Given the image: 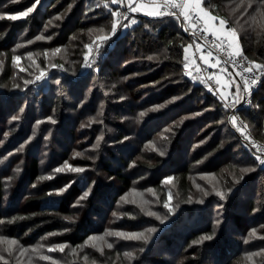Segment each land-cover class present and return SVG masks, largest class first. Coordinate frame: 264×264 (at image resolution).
Masks as SVG:
<instances>
[{"label": "trees", "instance_id": "trees-1", "mask_svg": "<svg viewBox=\"0 0 264 264\" xmlns=\"http://www.w3.org/2000/svg\"><path fill=\"white\" fill-rule=\"evenodd\" d=\"M210 2L206 0V4ZM33 3L37 0H0V10L7 14L20 12ZM103 5L104 0H39L25 18L13 21L7 18L8 15L0 19V56L6 55L0 73V160L6 161L4 157L10 151L32 138L21 156L18 153L0 166V220L4 221L0 223V237L33 247L36 242L80 247L91 234L107 227L113 205L125 189L132 187L135 177L149 175L152 187L165 199L161 178L173 175L181 205L168 222L162 223L140 212L123 216V221L117 223L118 227L134 230L157 229L147 245L140 244L145 250L137 252V264H247L242 262L244 235L253 228L264 235V167L257 164L253 150L225 120L227 111L219 98L185 74L184 49L190 46V40L183 33L179 20L134 16L135 24L123 28L121 34L101 47V56L94 61L91 71L83 74L87 52V44H83L82 49L74 50L76 62L72 65L56 60L58 66L66 68L68 75L55 70L48 87H37L33 83L27 87H13L12 47L19 39L40 33L54 20V15H59L55 43L89 29H104L102 32L105 33L111 30L113 18ZM109 7L117 11L111 0ZM220 7V0H214V11ZM254 33L241 36L240 46L251 60L264 63V31ZM111 42L113 46H109ZM150 56L154 59L149 60ZM46 68L44 64L43 69ZM73 76L77 83L73 82ZM87 95L89 102L72 107L73 99L81 105ZM172 96H181V99L154 110L155 105L171 100ZM101 100L104 113L100 114L101 121L96 122L101 126H95L99 124L93 121L103 109L100 108ZM21 108L25 110L21 114V127L6 131L4 123ZM47 113L52 114L55 127L67 141L66 152L71 150L70 147L92 144L103 129L105 141L98 149V158L75 156L73 160L76 165L89 166V170L75 176L62 173L50 179H38L45 176L44 172L53 162L45 164L49 151L44 144L46 133H36L35 128L36 122ZM196 113L199 115H194ZM241 114L252 127L254 136L263 141L264 83L255 92L251 106L243 109ZM81 123L85 127L77 130H82L81 136L86 140L78 141V132L74 128ZM158 133L165 135L166 155L160 156L158 150L142 155L141 146ZM125 136L129 139L124 140ZM202 139L206 142L193 149L194 142ZM68 142L74 144L69 147ZM233 164L251 166L254 171L235 177L230 173L223 174L227 190L224 197L190 203L194 172H215ZM17 167L19 172H16ZM8 176L13 179L7 181ZM94 176L99 182L92 185L90 197L75 205L78 197L95 181ZM102 177L110 181L105 182ZM66 184L69 187L62 194L49 195ZM230 188L232 190L228 191ZM217 205L223 216L218 236L188 248L193 241L213 236L219 217ZM13 216L18 219L11 220ZM65 216L74 219L65 220ZM100 261L102 263L98 264H124L114 258L111 249L103 252ZM66 263L90 264L71 258H67ZM6 264L16 263L6 258Z\"/></svg>", "mask_w": 264, "mask_h": 264}, {"label": "rangeland", "instance_id": "rangeland-1", "mask_svg": "<svg viewBox=\"0 0 264 264\" xmlns=\"http://www.w3.org/2000/svg\"><path fill=\"white\" fill-rule=\"evenodd\" d=\"M213 2L214 0H211L210 4H206V0H201V7L204 9L205 13L210 15V17L223 18L228 21V23L225 24L222 29L221 27L217 26L219 24V21L217 19H212L211 25L215 29H219L221 32H223L224 35L220 37L227 38L229 42L233 44L234 47L237 45L240 46L241 36H248L249 33L251 34L254 32H256L254 34H259L260 31H264V8L261 9L260 13L255 12V8L261 7L260 0H252L253 7L248 8L247 11H245V8L247 6V0H220L221 7L219 10H216V11H214L213 9ZM144 5H145V10L147 12L151 11L152 4H144ZM16 13L17 12L7 14L4 11L0 10V14H6V15H3V17L8 16V15L9 16L15 15ZM58 17L59 15H54L53 18L55 21L52 19L51 22H49L47 25L44 26V28L40 31V33H38L37 35L35 34L34 36L30 38L26 37V38L19 39V43H17L15 46L12 47V62H13L14 56L20 57L18 61H16L15 63L14 62L12 63L13 64V79H12L13 83L12 84H18L22 86L24 85L25 80H34L35 81V83H33L34 86L48 87L51 81V76L55 70H58V71L60 70L62 71L63 74L68 75V71L66 70V68L63 66H58L56 64V60H62L64 63H68L72 65L74 62H76V60H74V57L76 54L74 53V50L78 48L82 49L83 44H87V45L91 44L92 45L91 48L86 47L87 52H86L85 57H86V62H87L88 58L98 50L99 46L103 48L106 44H108V42L112 40L114 36H116L114 33L111 32L110 29L106 30L105 33L102 32V30L104 29H97V30L91 29L92 31L86 30V31L76 32L73 35H71L68 39H66L65 41L60 42V43L59 42L55 43L56 40L54 37L57 31L56 19ZM250 17H254V18H250ZM19 19H22V18H19ZM134 19L136 20V18ZM233 28L236 30V33L238 34L235 38H233L230 34V29H233ZM258 29L259 31L257 32ZM99 31L100 33L97 34ZM37 36H45V37L51 36L52 39L36 40ZM214 36L218 37L216 35ZM99 37H105V39L101 40L99 39ZM28 41H32V43H28ZM17 45H20V47H17ZM109 46H113V44H110ZM54 49H59V51L58 52L53 51ZM28 52H31L33 54L31 58L27 56ZM0 60L3 61L2 66H0V73H1L4 63L6 61V55L4 54L1 55ZM86 62H85L86 70L83 72V74L85 72L87 73L89 70L91 71L94 66V63L91 65H87ZM44 64L47 67L46 69H43ZM53 65H56V66L54 67ZM63 65L65 66V64ZM37 66H39V69L41 71H44L46 73L45 78L43 80H36V76L39 75V72L37 71ZM71 78L73 82L77 83L78 80L76 77L73 76ZM221 83H222L221 93L224 94L226 99H229V96L235 93V90H236L234 87L235 80H233L230 77V78H227L226 80H222ZM88 98H90L89 95H87L86 98L82 99L80 103L81 105H79V103L74 101L73 99L71 102L72 107L82 106L84 104L83 102H87L88 100H90ZM102 104L103 103L101 100L100 108L103 107ZM23 108H25V106ZM105 110L107 111V107L105 108ZM24 111L25 110L23 109L22 112L20 111L15 115L17 117L16 120H12L13 116H10L9 120L4 123L5 126H7L6 131L8 129L12 131L15 127H18V128L21 127L20 122L23 121L21 120V114ZM70 112L73 113V110L71 109ZM103 113H104V107L102 111L98 112V114L95 117L96 118L95 121H93V123L99 124L95 126H101L100 123H96V122L101 121L100 116L102 115L100 114H103ZM227 113L229 114L228 111ZM48 116H51L53 118L51 113L49 115L47 113L44 115V117L38 120L40 121V123L36 122L37 124L35 125L36 133L38 132L46 133V136L44 137L46 138V140L44 141V144L46 145V149L49 151H47L48 153H46L47 158L45 160V164H48L53 161L49 169L44 172V175L54 176L56 174L64 173L67 175L73 174L75 176V174L77 173H72V172L54 173L53 172L54 169L63 165L64 161H68V164L72 165L73 167L79 166V167H83L85 171L89 170L90 168L89 166L85 167V166L76 165L73 163L74 158H76L74 155V152L82 153V155L80 156H88V157L95 156L98 158L99 148H93V145L97 143L98 137H103V139L99 141L100 146L104 144L105 135H104L103 129H100L96 140L92 144H87L85 147H76V146L70 147L72 144H74V142H71V143L68 142V145L71 148V150L66 152L65 150L67 149V141H64V139L62 138L63 134L60 133V130H58L55 127L56 123H53L52 121L47 120ZM53 121H55L54 118H53ZM244 121L246 125L248 126V128L251 130V133L254 135V131L252 127L250 126L249 122L246 119H244ZM41 127H44L45 129L43 130V128ZM77 128H81V126L80 125L76 126L74 130L76 131ZM6 131H2V134H6L5 133ZM81 131H82L81 129L76 131L78 132V138H79L78 141H82L84 139L86 140V137L81 136ZM110 131H111V128H110ZM164 136H165L164 134L158 133L150 141H147L146 143H144L140 148L141 154L142 155L149 154V153L151 154L152 152H154L153 150L164 151L166 153L168 151V148L166 149V145L163 142ZM33 137L35 138L34 135ZM34 138L33 140L35 141L36 138L35 139ZM31 140L32 138L25 140L23 143H21L24 145L23 151L25 150L26 145L31 142ZM38 140L40 142L42 141V139H38ZM201 141H203V143H200ZM201 141L194 142L193 149H196L201 144H204V142H206L205 139H202ZM260 141L264 143V140L263 141L260 140ZM20 145L17 148H19ZM23 151H20L21 153L15 150L10 151L9 153H12V155L10 156L6 155L7 156L6 161L3 160L0 166L4 165L5 162L8 161V159L14 157V155H17L18 153L20 154L19 156H21ZM246 167H251V166H246ZM242 168H245V166H240L239 164H233L229 168L227 167L225 169L222 168L221 170H218L215 172L205 171V170H202V171L200 170V172H198L197 170L196 172H194L192 174V181L194 184V189L192 191L190 203H194V202L200 203L201 200L205 202L210 198H215L216 196H220L216 194V191H213V188L217 189L218 191L223 192L225 196L227 190L225 188L226 186L225 178L223 177L227 173H230L231 176H234V177L239 176L241 174ZM148 176L149 175H146L145 177L143 176L138 177V178L135 177L132 181L133 182L132 187L125 189L122 192V194H120L119 198L115 202V205H113L114 209L112 210V213L109 217V222H108L107 227H105L102 231H99V232H96L90 235V236H93V235L96 236L97 237L96 240L88 241L87 244L84 243L80 247H74L67 243H60V244H65V249L63 252L51 251V246L54 244L46 245L41 242H36L37 245L33 247V245L26 246L18 242L17 244L12 245L13 251L11 252V254H9L6 251L3 254L5 255L7 259L14 261L16 264H53L54 261H58L59 264H67L66 263L67 258L68 259L71 258L72 260L86 261L90 264H98V263H102V261L100 260H101V256L103 255V252L107 249H111V251L113 252L114 258L120 260L122 263L137 264V258L139 257L137 252L139 251L140 248L144 249V246L142 247L140 244L144 243L147 245L151 241V239L155 236V233L149 234L148 232H145V230L151 229L154 227H146V228H142L139 230H134L128 227H118L117 223H120L123 221L122 220L123 216H130L136 213L140 214V212L148 216L146 214V211H141L140 205L142 201L149 202L148 204L145 205V208L157 213L161 217V219H158V220H160V222L162 223L168 222L170 220V217L177 212L179 206L181 205L179 201V195L177 192V184L175 182L173 175H166V176L164 175V177L161 178V186H162L161 190L163 194H165L164 196L165 199H162L163 197L160 194L161 192L159 193L158 191L154 189V187H152L153 184L151 182V179ZM168 176L172 177V180L170 182L166 181L165 179ZM103 177H102V180H103ZM76 179L77 178L74 177V180ZM96 181L99 182V180H96L95 178V182ZM103 181L105 182L110 181V179L103 180ZM100 184H101V181H100ZM92 185L93 183L90 185L91 188H92ZM197 185H200L199 189L197 188ZM149 188L155 191V196L151 192L145 191L146 189H149ZM133 189H135V191H133ZM201 189L209 191L210 195L204 196L202 194ZM90 193L88 197H90L91 195ZM169 193H171V200H168ZM82 196H83V193L78 197V199L81 198ZM88 197L84 199L86 200L88 199ZM121 197H124L123 201L121 200ZM165 200H168L169 206L172 209L171 212H168V209L164 207ZM75 202L74 204L76 205ZM82 202L84 201L81 200L80 204H82ZM80 204H77V205H80ZM216 210L219 215V217L217 218V221H219V223L217 222L215 223L216 225L214 226V231H213L215 235L213 236V239L218 236L222 228V224H223V220H222L223 216H222V211H221L222 209L220 205H217ZM113 213H116V215L114 216ZM121 213H124V215H120ZM165 216H167L166 219H164ZM106 229L124 231V232H144L145 235H150V239L147 243L143 241L125 240L122 238H117V237L107 235L105 232ZM253 229H255V232H253L251 229L246 233V235H244V240H243L244 249H243V258H242L243 261L242 262L247 263V264H263L264 263V235H262L257 230V228H253ZM11 240H15V239L6 238V240L0 242V247L7 248L8 241H11ZM108 243H111L113 247L108 248L107 247ZM195 245L196 244L191 243V245H189L188 248H193V246ZM21 247L25 249L24 252L20 251ZM34 248L36 249L35 251L33 250ZM100 249H103V251L101 252ZM125 252H132L134 255L132 258H129L124 255ZM42 255H50L52 256L53 260L44 261L41 259ZM168 256L171 257L173 255L169 254ZM97 257L98 259H100L99 260L100 262L96 259Z\"/></svg>", "mask_w": 264, "mask_h": 264}, {"label": "snow or ice", "instance_id": "snow-or-ice-1", "mask_svg": "<svg viewBox=\"0 0 264 264\" xmlns=\"http://www.w3.org/2000/svg\"><path fill=\"white\" fill-rule=\"evenodd\" d=\"M124 0H111V3L114 4L117 9L119 4L123 3ZM37 3H39V0H37ZM37 3H33L31 7L27 8L24 11H20L17 12L15 15H11L8 16L7 18L10 20H17L19 18H25L28 16L29 13H31L37 6ZM109 3L110 0H104V5L103 7L108 9V15L111 16L113 18L112 20V24H111V32L112 33H116L118 28L123 27V28H127L129 27L130 24H135L136 20L133 19H128V12H120V11H113L112 8L109 7ZM260 4L261 7L260 8H255V12L260 13L261 9L264 8V0H260ZM97 7H101L100 5H97ZM127 8L130 9L131 12H137V11H143L145 9V5L140 4L139 6H133L132 5V0H129V3L126 5ZM253 7V3L252 0H247V6L245 8V11H247L248 8H252ZM243 14V13H242ZM3 15L6 14H0V18H3ZM148 15L154 17V18H167V17H174L177 20L183 19L185 21H187L188 25L190 26L191 29H195L197 28L198 24H203L205 25V30L206 31H213L214 34L219 32V30L215 29L214 27L209 28L207 27L210 20L212 19H217L219 21L220 27L221 29L224 27L225 24L228 23L227 20L223 19V18H213L210 17L209 14L204 12V9L201 7V0H153V4H152V10L148 12ZM250 18H254V17H250ZM127 21V22H124ZM89 31H92L91 29H89ZM230 34L233 38H235L238 34L236 33V30L230 29ZM219 35L223 36L224 33L223 32H219ZM43 39H52L51 36L45 37V36H37L36 40H43ZM99 39L103 40L105 39V37H99ZM28 43H32V41H28ZM17 47H20V45H17ZM86 47L91 48L92 45L89 44ZM228 49H230L229 51H227V55L229 57L232 58L231 62L233 63L234 66L236 67H240V60L246 61L247 62V68H246V72L248 75L245 76H241V80L242 83H236L234 85L235 87V93H233L232 97L230 99H226L224 94L217 92L216 95L219 96V102L222 103L223 108L225 109H229V110H235V111H239L241 109H243L245 104H250L251 101L248 99V97L250 96V91H251V86L255 85L257 83L258 80H260L261 75H264V63H256L255 61H248L247 57L244 56L243 50L242 48L237 45L235 47H233L231 45V43L228 44ZM53 51H59V49H54ZM185 53H187V48L184 49ZM32 53L28 52L27 56L29 58L32 57ZM211 55V52L208 53V56ZM239 58V59H236ZM20 59V57L18 56H14L13 57V62L15 63L16 61H18ZM149 60H153L154 57H148ZM205 63L208 62V57L205 56L204 57ZM189 57L187 55H185V60L183 63V69L186 73V75L188 77H191V79L193 81L196 80H203V77H200L198 75H193V71L190 69V65H189ZM219 62V61H218ZM194 63V62H193ZM3 61L0 60V66H2ZM18 66V65H17ZM54 67L56 65H53ZM37 71L39 72V75L36 76V80H43L45 78L46 73L44 71H41L39 69V66H37ZM125 79H127V77H125ZM203 82L205 84H209V81L207 80H203ZM31 83H35L34 80H25L24 81V87H27L29 84ZM57 83L59 84L60 82L57 81ZM153 83H159V82H153ZM217 83H219V81H217ZM13 87L15 88H19L20 85L18 84H14ZM215 87V86H212ZM188 91H192L191 88H188ZM187 93H184L183 95H186ZM121 99H123V97H121ZM181 96H172L171 100H166L164 101L163 104H159V105H155L154 106V110H159L164 108L167 104L172 103L174 101L180 100ZM215 105H212V107H214ZM209 109H204V111H208ZM20 111L22 112L23 109L21 108ZM145 113H141V115H144ZM194 115H199V113H196ZM17 117L13 116L12 120H16ZM183 119H187V117H184ZM48 121H52L53 123H55V121H53V118L51 116L47 117ZM225 120L237 127L239 129V131L241 133L244 134L245 140L248 141L251 145H255L256 142L254 140H252L250 133L245 131L246 125L243 124V122L241 121L239 124H237V116L236 115H227V113L225 114ZM37 123H40V121H37ZM175 123V121L173 122ZM181 123H183V120H181ZM216 123H221L220 121H217ZM81 128L85 127L84 123H81ZM29 139H31V137H29ZM103 137H98L97 138V143L93 145V148H99L100 143L99 141L102 140ZM129 138L127 136L124 137V140H128ZM200 143H203V141H201ZM221 147L223 146V142H221ZM257 151L254 153L255 156V161L257 162V164L259 166H264V145H257ZM24 145L21 144L20 147L18 149H16L15 151L20 152L23 151ZM9 156L12 155V153L8 154ZM75 156H80L82 155V153L79 152H74ZM159 155L160 156H164L166 155V153L164 151H159ZM211 155V153L209 154ZM97 157L93 156V157H89V159L95 160ZM4 159H7V157H4ZM3 161L0 160V163H2ZM135 163V161H133V164ZM196 163H200V161H197ZM131 166V165H130ZM20 169L17 168L16 172H19ZM85 171V169L83 167H73L72 165L68 164V161H64V164L57 167L56 169L53 170L54 173H62V172H72V173H77V174H81ZM254 171L253 167H245L241 169V173H247V172H251ZM52 178L51 176H40L38 179L39 180H45V179H50ZM13 179L12 176H8L6 177L7 181H11ZM166 181H171L172 177L168 176L165 178ZM235 179V178H234ZM240 179H243V176L240 177ZM237 183L239 181H236ZM93 184H95V181L92 182ZM5 187H7V184H5ZM33 187H35V185H33ZM69 187V185H64L63 187L53 190V192H50L49 195H59L62 194L67 188ZM197 188H200V185H197ZM232 189H228V191H231ZM91 191V186H89L87 191L83 192V196L79 199L76 200V204H80L81 199H84L86 197H88L89 193ZM133 191H135V189H133ZM145 191L147 192H151L154 196H155V191L153 189H146ZM202 194L204 196H208L210 195V192L207 190H203L201 189ZM213 191H216L217 195L220 196H224V193L221 191H218L217 189L213 188ZM121 200H124V197H121ZM168 200H171V193H169V197ZM168 200L164 201V207L166 209H168V212H171L172 209L169 206ZM201 203H203V201H200ZM119 203V202H118ZM148 201H142L141 202V211H146V214L148 216H152V217H156L157 219H161V217L153 212L150 211L148 209L145 208V205L148 204ZM33 215H35V213H33ZM113 215L115 216L116 213H113ZM120 215H124V213H121ZM22 219V217H20ZM167 216L164 217V219H166ZM18 219V217L13 216L11 217V220H16ZM65 220H73L74 217L73 216H65L64 217ZM3 220H0V223H3ZM217 223H219V221H217ZM67 229H65L66 231ZM253 232H255V229H252ZM107 235L113 236V237H117V238H122L125 240H135V241H143L145 243H147L150 239V235H145L144 232H124V231H116V230H110V229H106L105 230ZM145 232H148L149 234L152 233H156L157 229L156 228H151V229H146ZM49 235H52L51 233ZM215 234L213 233V236ZM213 236H204L201 238L200 241H193L194 244L196 243H202L205 240H211L213 239ZM97 237L96 236H89L87 238V240L85 241V244L88 243V241H93L96 240ZM6 240V238L0 237V242ZM247 242V241H245ZM18 242L15 240H11L8 241V246L7 248H3L0 247V261H5L6 264V257L3 254L5 251L8 252L9 254H11V252L13 251L12 249V245L17 244ZM108 248H112L113 245L111 243L107 244ZM65 249V244H54L51 246V251H59V252H63ZM34 251L36 250L35 248L33 249ZM21 252H24L25 249H23V247L20 248ZM100 251L102 252L103 249H100ZM139 251L143 252L144 249L140 248ZM125 256L132 258L133 257V253L132 252H125L124 253ZM41 259L44 261H52L53 258L50 255H42ZM53 264H59L58 261H54Z\"/></svg>", "mask_w": 264, "mask_h": 264}, {"label": "built area", "instance_id": "built-area-1", "mask_svg": "<svg viewBox=\"0 0 264 264\" xmlns=\"http://www.w3.org/2000/svg\"><path fill=\"white\" fill-rule=\"evenodd\" d=\"M182 2V0H181ZM129 3V0H124L123 3L119 4L118 11L120 12H128V19H131L134 16H138L139 14H147L148 12L144 9L143 11H137V12H131L129 8L126 7V5ZM140 4H153V0H132L133 6H139ZM127 22V21H124ZM181 24V28L183 33L189 38L190 40V46L193 47V57L198 61V65L194 66L189 63L190 69L193 71V75H198L200 77H203V80L209 81V84H205L203 80H196L197 83L201 84L202 86L206 87L211 93H213L216 97L219 98V96L216 95L217 92L221 93V75L222 72L228 75V77H236L238 79L239 83H242L241 76L248 75L246 72L247 68V62L240 60V67H236L231 62L232 58L227 55L228 44L230 43L227 38L224 37H215L210 31L205 30V25L198 24L197 28L191 29L188 25L187 21L180 19L179 20ZM123 30V27L118 28L117 32L114 33L116 36L121 34ZM111 44H114L111 42ZM233 46V44H231ZM234 47V46H233ZM211 52V55L214 60H219L220 62V68L213 67L207 63L200 57L201 54L208 55V53ZM244 56L247 57L248 61L251 60L246 53L243 51ZM101 56V46H99L98 50L91 55L87 60V65H91L94 63L96 59H98ZM239 59V58H236ZM86 70V68H85ZM185 72V71H184ZM186 74V73H185ZM191 78V77H190ZM219 81V83H217ZM264 83V75H261L260 80L257 81L255 85L251 86L250 96L248 99L251 101L250 104H245L243 109H247L251 106L254 98L255 92L261 87V85ZM215 86V87H212ZM233 94L229 96V99L232 97ZM235 111V110H229L226 109L229 112V116L236 115L237 116V124H239L241 121L244 125H246L241 111ZM234 130L241 136L242 140L247 143V145L254 151V153L257 151V145H264L263 142L258 140L252 133L251 130L246 125L245 131L250 133L252 140L256 142L255 145H251L248 141L245 140L244 134L239 131V129L235 126ZM264 167V166H261Z\"/></svg>", "mask_w": 264, "mask_h": 264}, {"label": "crops", "instance_id": "crops-1", "mask_svg": "<svg viewBox=\"0 0 264 264\" xmlns=\"http://www.w3.org/2000/svg\"><path fill=\"white\" fill-rule=\"evenodd\" d=\"M151 10H152V7H151ZM218 27H220V24H218L217 25ZM207 27H209V28H212L213 26L211 25V20H210V22H209V24H208V26ZM217 28V27H216ZM217 30H219V29H217ZM213 34H214V32L213 31H211ZM219 32H221L220 30H219ZM219 32H217V33H215L214 35H216V36H218V37H220L221 35H219ZM186 55L189 57V63L190 64H192V65H194V66H197L198 65V61H196V59L193 57V47L192 46H189L188 48H187V53H186ZM205 56H207L208 57V62H207V64H209V65H211V66H213V67H216V68H220V62H218L219 60H214L213 59V57H212V55H210V56H208V55H203V54H201L200 55V57L204 60V57ZM205 61V60H204ZM194 62V63H193ZM227 78H230V77H228V75L227 74H225L224 72H222V75H221V81L222 80H226ZM233 80H235V84L236 83H239L238 82V79L236 78V77H234V76H232L231 77Z\"/></svg>", "mask_w": 264, "mask_h": 264}, {"label": "water", "instance_id": "water-1", "mask_svg": "<svg viewBox=\"0 0 264 264\" xmlns=\"http://www.w3.org/2000/svg\"><path fill=\"white\" fill-rule=\"evenodd\" d=\"M138 16H146V17L154 18V17L147 15V14H139Z\"/></svg>", "mask_w": 264, "mask_h": 264}]
</instances>
